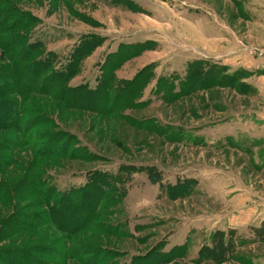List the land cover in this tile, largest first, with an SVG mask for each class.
I'll return each instance as SVG.
<instances>
[{"label": "rangeland", "instance_id": "obj_1", "mask_svg": "<svg viewBox=\"0 0 264 264\" xmlns=\"http://www.w3.org/2000/svg\"><path fill=\"white\" fill-rule=\"evenodd\" d=\"M3 1L19 15L1 41L29 35L44 56L53 53L56 70L87 38L103 40L68 85L105 93L93 104L101 111L0 94V109L18 103L21 122L0 129V264L10 256L13 264H264L253 232L264 222L232 227L249 219L240 211L245 191L264 196L254 0H0V12ZM225 47L245 57L239 67L205 54ZM9 56L0 43V75L4 66L12 74ZM227 74L239 75L234 85L218 80ZM100 175L111 186L93 195ZM39 182L73 190L59 220L82 230L56 228Z\"/></svg>", "mask_w": 264, "mask_h": 264}, {"label": "trees", "instance_id": "obj_2", "mask_svg": "<svg viewBox=\"0 0 264 264\" xmlns=\"http://www.w3.org/2000/svg\"><path fill=\"white\" fill-rule=\"evenodd\" d=\"M3 2L7 3L8 8L0 12V35L1 33H3V31H5L2 28L5 27L4 24L14 29L13 25L17 24V17L19 15L18 12H14L15 7H9V2ZM14 17L16 18L13 19ZM28 36L29 35H17L14 39H4V41H1L0 38V43L2 44L3 48L10 53L9 58L12 59L16 57L15 59H13L14 66L11 67L12 74L10 76H8L9 70L7 66H4L2 69V78L0 79H2V81H6L7 84H0V94L9 97H11V95H15V97H29L30 95L40 94L53 97L56 100L61 101L64 106L69 108L79 109L78 106L82 105L86 110L101 111L99 108L94 106L95 103H97V105L100 102L102 103V100L104 99L105 92L103 90L101 91V87L96 90H92L83 85L72 87L68 85V82L78 73L82 65V60L90 55L97 47H99L103 43V40L98 37L95 40L87 38L88 40H85L84 45L77 51L76 56L74 57V59H72L70 64L65 68H62L61 70H56L54 68L56 60L54 59L55 57L53 53H49L48 55L44 56L41 52L42 45L38 41H32V37L30 39H27ZM24 38L26 39L25 42H14L15 40ZM28 40H30V43L28 42ZM11 52L13 55H11ZM202 75L197 77L196 81L198 83L199 80L202 79ZM213 77L214 78H212L211 80V85L217 84L214 83L216 82L214 80L215 76ZM238 78L239 75L237 74H227L225 79H223L221 76H218V80L220 79L221 83L225 82L230 84L228 81L232 80L233 83L230 85H234ZM241 79L239 81H243V79L245 78H243L242 80ZM11 102L14 104V111H16L15 107H17L18 103L15 104L13 99ZM14 111L0 109V129L15 130V128L19 127V125L21 124V122H19L20 117L18 116L19 111ZM54 151L49 150L48 155L55 156V154L57 153L55 152L54 154ZM65 154L67 155L68 152H65ZM106 180H109L110 185L109 176L105 175L103 177L102 175H100L92 178L90 189H92L93 195L99 194V192L102 191L100 188L98 189V185H101L103 189L106 185ZM36 188L38 194H40L41 199H43L44 204L48 208V214H52V216L54 215L53 218L52 216L51 218L58 230L70 235H73L75 231L79 232L80 230H82L84 226L83 224L71 228L65 226L59 220V218L63 217V215L65 214L66 209L70 210V208L74 206V204L72 203L73 200L71 203L69 201V197L72 196L73 190H70L69 193L63 194L57 191L54 187H48L47 183L45 182H39ZM67 202H69V205L66 207ZM86 213H88V211ZM253 232L256 235V238L260 239L259 241H264V223L259 228L253 229ZM18 259L19 258H17L16 256H10L9 258V260H11V264H13L14 261ZM29 263L38 264L34 261H29L28 264Z\"/></svg>", "mask_w": 264, "mask_h": 264}, {"label": "crops", "instance_id": "obj_3", "mask_svg": "<svg viewBox=\"0 0 264 264\" xmlns=\"http://www.w3.org/2000/svg\"><path fill=\"white\" fill-rule=\"evenodd\" d=\"M252 8L261 14L257 16L258 17L257 19H251V21L249 22L248 34L250 38H253L252 40L253 42L264 45V0H254V4L252 5ZM206 38L208 39V36ZM213 39H215V37ZM236 41H238V38L236 39ZM225 48L227 51L218 48L216 51L211 50L210 52H206L205 54H207L212 59H216V60L224 59L226 63H228L231 60L233 65L239 67L241 65L239 59L243 60L245 59V57L242 55H237V52L234 51L231 47L230 49L229 47H225ZM245 193L248 194V197L245 198L246 204L242 203V206L240 207V211L247 212L246 215L247 218L249 217V219L247 220V222H236L233 224L232 227H235L239 231L246 229L248 225L251 224L250 223L251 218H254V222L252 223H256V225H260L264 222V196L257 195L256 193L251 191L250 192L245 191ZM252 213L254 214L253 217H252ZM216 226L220 228H225L224 226L220 225V222H216Z\"/></svg>", "mask_w": 264, "mask_h": 264}, {"label": "built area", "instance_id": "obj_4", "mask_svg": "<svg viewBox=\"0 0 264 264\" xmlns=\"http://www.w3.org/2000/svg\"><path fill=\"white\" fill-rule=\"evenodd\" d=\"M254 52L257 53L258 55L264 56V49L258 48Z\"/></svg>", "mask_w": 264, "mask_h": 264}]
</instances>
